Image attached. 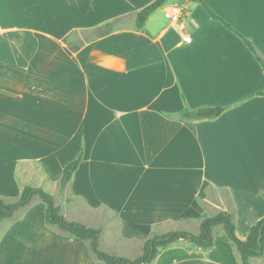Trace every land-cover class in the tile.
<instances>
[{
    "label": "crops",
    "instance_id": "crops-1",
    "mask_svg": "<svg viewBox=\"0 0 264 264\" xmlns=\"http://www.w3.org/2000/svg\"><path fill=\"white\" fill-rule=\"evenodd\" d=\"M154 1L0 0V196L18 199L17 168L30 163L60 190L64 166L83 152L60 190L71 207L60 206L102 229L100 248L108 234L116 255L154 233H198L221 210L235 211L241 238L264 217L262 65L199 1L167 0L139 29ZM203 1L264 57V0ZM170 5L184 8V29L164 17ZM203 106L225 110L180 117ZM4 239L0 264L23 262L11 247L48 243L38 264H105L87 240L47 222L11 225ZM188 246L174 243L152 264H241L220 230L212 248Z\"/></svg>",
    "mask_w": 264,
    "mask_h": 264
},
{
    "label": "trees",
    "instance_id": "trees-1",
    "mask_svg": "<svg viewBox=\"0 0 264 264\" xmlns=\"http://www.w3.org/2000/svg\"><path fill=\"white\" fill-rule=\"evenodd\" d=\"M167 0H155L144 7L137 15V26L142 29L148 17L160 8ZM203 3L208 12L215 19L223 22L228 28L235 31L245 42L250 51L255 55L264 69V57L258 52L255 45L245 36L240 34L234 27L214 12L203 0H195ZM258 94L264 95V90ZM221 106H203L196 109H187L180 113V117L186 120L202 121L218 117L223 111ZM83 161V152L63 168L60 182V190L63 191L72 181L76 170ZM39 196L45 203L46 222L56 225L62 231L71 236L78 237L89 242L90 249L94 256L105 264H152L157 255L165 248L184 241L188 243L191 249L201 248L208 250L214 246V240L219 230L223 236L233 245L241 264H250L253 257L264 254V217L256 222L247 233L245 238H241L237 233L236 213L233 210H221L214 215L205 216L201 223L198 233H192L186 230H174L163 235L154 233L147 239L142 248V254L135 259L115 255L106 252L100 248L101 228L87 226L84 223L68 220L62 212L60 205L55 203L51 192L42 187H34L29 184L22 186L21 193L17 200L7 203L0 196V223L14 216L17 210L27 208L32 199ZM218 228H220L218 230Z\"/></svg>",
    "mask_w": 264,
    "mask_h": 264
},
{
    "label": "rangeland",
    "instance_id": "rangeland-1",
    "mask_svg": "<svg viewBox=\"0 0 264 264\" xmlns=\"http://www.w3.org/2000/svg\"><path fill=\"white\" fill-rule=\"evenodd\" d=\"M17 177L22 186L25 184H29L34 187H43L47 189V191L52 193L55 199V203L57 205H61L62 208H65V209H68L69 207H71L70 205L72 203L71 200H67L66 198H64L62 192L59 190V185L48 186L44 182L45 177H44V173L42 172V168L36 163L19 165L17 168ZM207 192L210 198H212L215 201H216L217 196H219V194L225 200H228V194L224 191L219 192L213 189H209L207 190ZM5 201L7 203H11V202H14L15 200L6 198ZM105 217H107V219L113 218V216L111 217L109 213H107ZM68 219H71V218H68ZM75 219H79V218H73L71 220H75ZM24 222L35 223V224L46 223L45 203L42 201V199L39 196H35L27 208L17 210L13 217L7 220H4L0 223V243L4 244V242H6L4 238L11 225L13 226L14 224L24 223ZM87 223H88L87 225H91L89 223H92V222H87ZM107 236L108 234H106L102 238L101 249L110 253L112 252L111 248L106 246ZM43 247H35V246L29 247V248L11 247V249H14V250L9 252L8 255L10 257L14 255H18V256L25 255L23 262L21 264H38V262H35L33 258L40 257V255L44 252V250L47 252L51 251L53 246L52 244L48 243ZM142 248H143V245L141 246V248H135V249L133 247L132 248L123 247L121 250H119L120 253H122L120 256H125V257L135 259L142 254ZM15 251L17 252L15 253ZM21 251L22 253L19 254V252ZM258 260H259L258 261L259 264H264V254L261 257L259 256ZM8 264H17V263H14V260H12V262L10 261L8 262ZM49 264H53V263L49 262Z\"/></svg>",
    "mask_w": 264,
    "mask_h": 264
},
{
    "label": "built area",
    "instance_id": "built-area-1",
    "mask_svg": "<svg viewBox=\"0 0 264 264\" xmlns=\"http://www.w3.org/2000/svg\"><path fill=\"white\" fill-rule=\"evenodd\" d=\"M164 17L168 19L173 25H178L181 29H184L183 18L184 8L179 5H170L164 8ZM186 43L192 42V37L187 34L184 37Z\"/></svg>",
    "mask_w": 264,
    "mask_h": 264
}]
</instances>
